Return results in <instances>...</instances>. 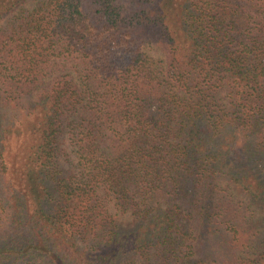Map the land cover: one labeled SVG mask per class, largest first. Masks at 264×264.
Listing matches in <instances>:
<instances>
[{
	"label": "trees",
	"instance_id": "obj_1",
	"mask_svg": "<svg viewBox=\"0 0 264 264\" xmlns=\"http://www.w3.org/2000/svg\"><path fill=\"white\" fill-rule=\"evenodd\" d=\"M0 264H264V0H0Z\"/></svg>",
	"mask_w": 264,
	"mask_h": 264
},
{
	"label": "rangeland",
	"instance_id": "obj_2",
	"mask_svg": "<svg viewBox=\"0 0 264 264\" xmlns=\"http://www.w3.org/2000/svg\"><path fill=\"white\" fill-rule=\"evenodd\" d=\"M261 213H263V212H260V214H261ZM122 223H123L125 226H129V225H130L129 221H127V220H125V221L123 220Z\"/></svg>",
	"mask_w": 264,
	"mask_h": 264
}]
</instances>
